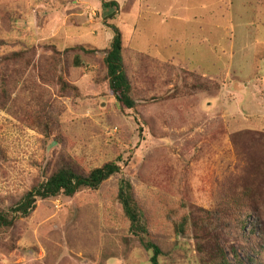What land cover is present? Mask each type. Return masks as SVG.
Returning a JSON list of instances; mask_svg holds the SVG:
<instances>
[{
  "label": "rangeland",
  "instance_id": "rangeland-1",
  "mask_svg": "<svg viewBox=\"0 0 264 264\" xmlns=\"http://www.w3.org/2000/svg\"><path fill=\"white\" fill-rule=\"evenodd\" d=\"M114 1L107 23L122 33L134 109L109 88L101 0H0V211L62 160L120 165L99 188L38 199L0 228V264H150L117 200L122 179L160 264H203L193 220L214 225L231 264H264V205L235 200L264 164V0Z\"/></svg>",
  "mask_w": 264,
  "mask_h": 264
},
{
  "label": "trees",
  "instance_id": "trees-1",
  "mask_svg": "<svg viewBox=\"0 0 264 264\" xmlns=\"http://www.w3.org/2000/svg\"><path fill=\"white\" fill-rule=\"evenodd\" d=\"M101 1L104 21L107 23L109 19H115L118 4L114 0ZM107 25L111 27L113 31V38L103 58L106 67V76L109 81V88L119 103L127 109H134L136 102L132 97V85L124 67L122 33L116 25L108 23ZM78 48L88 53H95L96 51L85 49L82 46H78ZM60 78L63 89H75V87L70 85L63 77ZM4 95L6 96V91ZM37 121L41 130L45 133L52 127L51 118L44 120L42 117H37ZM262 136L264 137V135ZM260 138L261 137L258 139ZM1 156H3V152L0 150V157ZM252 168H255V166H252ZM256 171L262 176L260 179H257L254 175L253 179H249V185L244 186V191L240 194V198H238V196L235 199L240 200L241 207L238 208V210L250 206L252 210L258 213L259 209L262 207L261 204L264 205V190H260V187L264 185V164L257 165ZM118 172H120V165L117 160L109 161L88 172H82L71 163L62 160L45 180L34 185L21 197L17 204L12 207V214L0 211V228L10 227L17 219L29 216L35 209L38 199L54 198L59 195L73 196L75 193L85 188L95 190ZM117 200L121 204L124 218L129 223V231L134 236H138L142 246L147 251L151 252L149 259L150 264H160V257L163 255L162 249L154 241L150 239L146 240L150 232L149 225L145 213L137 200L134 186L129 180L122 179L120 181L117 191ZM232 210L235 217H237L239 213L235 209ZM188 222L189 216H182L181 220L175 223V232L181 234L185 233ZM192 224L195 230L200 227L204 231L203 239H200L204 241V243L201 247H198L204 255L202 258L203 264H231L228 261L226 252L218 242V236L216 235L217 230L214 225L202 222V226H199L194 220ZM208 237L210 239H207ZM262 239L264 249V237ZM198 243L199 241H197V244ZM238 261L239 264H246L241 260Z\"/></svg>",
  "mask_w": 264,
  "mask_h": 264
}]
</instances>
